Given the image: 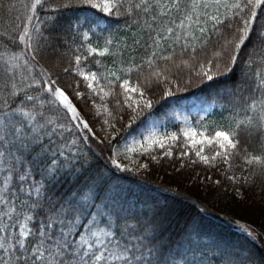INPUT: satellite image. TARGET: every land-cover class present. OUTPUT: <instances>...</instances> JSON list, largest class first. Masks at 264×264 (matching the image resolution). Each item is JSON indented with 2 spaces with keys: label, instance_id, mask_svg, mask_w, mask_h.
Segmentation results:
<instances>
[{
  "label": "snow or ice",
  "instance_id": "snow-or-ice-1",
  "mask_svg": "<svg viewBox=\"0 0 264 264\" xmlns=\"http://www.w3.org/2000/svg\"><path fill=\"white\" fill-rule=\"evenodd\" d=\"M18 11L16 29L0 34V264H264V252L205 243L196 229L170 239L164 213L134 212L108 167L149 170L117 159L124 129L126 153L157 160L154 149L172 157L179 145L182 159L222 163L241 187L264 173V0H21ZM49 53L58 59L46 66ZM193 87L214 97L197 126L156 131L155 105ZM74 100L120 127L105 119L98 135ZM217 108L220 119L205 122ZM93 143L112 151L103 168Z\"/></svg>",
  "mask_w": 264,
  "mask_h": 264
},
{
  "label": "trees",
  "instance_id": "trees-1",
  "mask_svg": "<svg viewBox=\"0 0 264 264\" xmlns=\"http://www.w3.org/2000/svg\"><path fill=\"white\" fill-rule=\"evenodd\" d=\"M20 2L21 0H0V3L5 5L0 8V34L12 33L16 29ZM10 3H15L17 7H8ZM87 11L88 14H91V10ZM81 14H83L82 10L67 12L62 15L61 22L74 19ZM119 27L121 30L125 28L124 25H119ZM57 59L56 53H49L41 62L50 66ZM91 59H96V57ZM102 59L107 67L112 66L109 58ZM72 80L73 77H62L60 83L67 85ZM81 90H84L83 83ZM193 98L208 104H212L214 101V97L209 93L201 88L193 87L187 92L178 93L175 97L157 103L151 115L160 120L169 119L168 123L171 128L178 132L182 125L173 123V118L169 117V113L176 106H182L184 102ZM74 103L81 109L84 119L95 127L98 135H100L99 127L103 119H110V122L116 123V126L120 127L119 123L104 113L97 114L90 103L76 100ZM97 103H99L98 98ZM106 103L109 109H114L113 98L110 97ZM145 119H147L146 116L137 121L133 129L142 124ZM219 119V109L217 108L215 114L207 117L205 122ZM124 131L121 129L116 140L112 141L113 150L118 145L117 141L120 143L122 140ZM247 146L250 151L258 150L255 138L248 141ZM92 148L102 157L95 163L94 168H103L108 162V157L112 155L109 145L93 143ZM181 150L178 145L173 148L172 157L160 155L157 160L146 158L149 165L148 171L138 173L117 171L111 167L110 163L108 167L113 176L118 178L114 179V183L119 186V190L134 212L141 216H151L156 210L164 213V230L170 239L175 240L185 231L196 229L205 243L210 244L213 241L222 240L234 247L251 250L259 256L261 252H264V248L259 246L264 244V173L258 169L255 170V175H249V185L241 187L228 181L222 174L226 170L224 164L221 163L219 168H209L199 161L192 164L191 161L196 159L195 156L190 155L182 159L179 156ZM252 171L253 169H248L249 173ZM236 175H241L239 169H236ZM216 180H220L219 186L214 184ZM234 223H244L252 227L258 232V240L253 241L233 229L231 224ZM209 254L211 255V253Z\"/></svg>",
  "mask_w": 264,
  "mask_h": 264
},
{
  "label": "rangeland",
  "instance_id": "rangeland-1",
  "mask_svg": "<svg viewBox=\"0 0 264 264\" xmlns=\"http://www.w3.org/2000/svg\"><path fill=\"white\" fill-rule=\"evenodd\" d=\"M202 107H206V105H202L201 102H197L194 103L192 102H188V103H184L182 104V106H176L170 113H169V117L173 118V123H178L181 124L183 126V121L185 118H187V120L189 121V123H191L193 126H197V122L200 118L201 115H204V112L202 111ZM103 114V109H101V113L100 115ZM210 116V115H209ZM207 116V117H209ZM206 117V118H207ZM196 119V120H195ZM105 119L102 120L101 125L99 127V132L101 129V126L103 124V121ZM169 119H165L164 121L160 122L158 121L156 118L152 119V124L154 125V128L156 131H159L160 133H163L165 131H175L173 128H171L170 124L168 123ZM104 127H107V125H104ZM132 133V131L130 132ZM100 135L102 136L103 133L100 132ZM117 137V136H116ZM137 139H139V137H136ZM133 139L132 135H129L128 138V143H131ZM124 144L125 141L122 139V141L115 147L114 151H116L117 153H119V155L117 156V159L125 165H129L131 167H135V165H131L129 163V160L125 159V156L131 157L132 160L138 162V163H147L146 162V156H140L138 154L139 149L136 153H131V152H125L124 149ZM207 151V150H206ZM151 155H156L157 157H159L160 155L163 156V150L156 148L153 150V152L151 153ZM144 171L143 169H141L139 172ZM135 172V171H133ZM138 173V172H136ZM238 225L240 227H244V228H249L252 230L253 235L257 237L258 240V232L256 230H254L252 227L244 224V223H234L231 224V227L233 229H235L236 231H238L239 233L247 236L244 232H242L240 230V227H238Z\"/></svg>",
  "mask_w": 264,
  "mask_h": 264
}]
</instances>
